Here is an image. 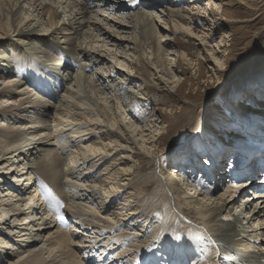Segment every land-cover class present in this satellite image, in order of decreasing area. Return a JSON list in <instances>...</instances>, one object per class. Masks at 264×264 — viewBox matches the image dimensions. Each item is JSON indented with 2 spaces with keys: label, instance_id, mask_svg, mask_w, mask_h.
Returning <instances> with one entry per match:
<instances>
[{
  "label": "bare ground",
  "instance_id": "1",
  "mask_svg": "<svg viewBox=\"0 0 264 264\" xmlns=\"http://www.w3.org/2000/svg\"><path fill=\"white\" fill-rule=\"evenodd\" d=\"M119 1L0 0V163L8 161L4 168L12 163L11 169L0 166V264L14 259L11 264H264V193L258 194L263 170L249 153L264 159V143L240 147L221 140L227 155L207 158L185 145L176 152L188 156L176 179L169 176L167 183L160 172V178L150 177L165 196L150 200L144 192L151 182L136 165L161 155L154 148L160 138L126 121L123 103L137 99L127 83L140 82L116 65L130 70L150 65L168 81L176 79L166 51L173 35L197 36L190 29L195 15L175 8L183 0H165L171 8L156 13L163 0L143 6L148 12L140 10V0H131L128 9L140 11L123 19L106 17L123 9ZM162 19L165 27L158 28ZM133 55L136 63L129 59ZM260 124L250 119L243 127L264 141ZM242 151L252 160L243 170L251 175L227 188L228 169L238 168ZM201 164L209 168L196 170ZM167 184L189 201L200 223L169 211L156 241L141 246L135 242L145 231L135 230L156 217L151 207L164 200L168 212ZM255 191L238 205L241 193ZM59 217L69 222L67 229ZM139 217L146 218L144 225ZM255 222L262 223L260 229ZM128 225L134 232L124 231Z\"/></svg>",
  "mask_w": 264,
  "mask_h": 264
},
{
  "label": "rangeland",
  "instance_id": "2",
  "mask_svg": "<svg viewBox=\"0 0 264 264\" xmlns=\"http://www.w3.org/2000/svg\"><path fill=\"white\" fill-rule=\"evenodd\" d=\"M140 1L142 2V9L140 10L148 12V9H143V6H147L151 1L152 4H157L158 0ZM164 1L162 4L157 5L154 13L165 12V10L171 8L165 5ZM171 1L175 2L176 0ZM178 3L174 4L175 8L185 10L187 17L195 15V20L190 24V29L197 36L192 35V37L188 38L186 35L177 34L170 38L171 47L167 49L165 57L169 61V67L171 66L170 69L174 72L173 74L177 75L176 79L168 81V78L165 79L158 73L159 70L156 67H150V65H146L144 68L141 67L140 70H136V67L130 70L119 64L116 65L117 68L125 71L126 74L133 73L131 75L140 82L139 85H134L135 88L127 83V86H129L127 90L132 91L138 100L136 99L135 103L132 100L128 101L130 104L128 102V104L123 103L125 105L123 111L126 112L127 116L126 121L131 122L139 130H147V133L145 132L146 135L154 132L160 138L155 143L154 148L161 150V155L148 157L141 161L135 160L136 162L138 161L137 167H144V172H142L145 175L144 178H149L148 181L151 182L149 183L151 185L150 188L144 191L150 195V200H154L161 195L165 196V192L156 189L157 183L155 184L154 182L156 177L160 178L159 172L162 173L160 175L168 183V177L170 176L169 181L172 180L175 173L178 172V168L186 165L188 156H185L184 153H179L178 155L176 153L183 152L182 150L185 149L183 146L188 145L193 153L196 151L202 155V158H207L209 153L213 156L216 155L215 157L227 155V148L229 147H223L222 143L219 142L221 140L228 145L240 147L243 144L249 145L250 143L253 144V142L255 144L257 141L264 143L261 137L247 133L248 130L245 131L243 127L248 124L250 119L255 120L257 123H261L259 125L261 128H258L257 131L264 135V102L261 101L264 100V0H197L196 2L194 0H183ZM129 4H131V0H125L122 3L119 1L118 6L122 5L123 9L110 13L106 17H111V19L115 20L118 18L123 19L125 16L131 15L130 12L140 11L128 9ZM204 7L207 8L206 11L202 9ZM101 13L104 12L102 11ZM162 20H157V24H160H158V28L165 27V21L164 19ZM172 29L173 27L171 26ZM204 38L205 41H201ZM118 40L124 44L128 43V41L120 38ZM28 44L30 45L31 41ZM181 53L185 54V58L180 56ZM134 58L135 56L133 55V59H129L133 62ZM105 59L107 58L105 57ZM13 60H15V57ZM134 62L136 63L137 60ZM44 63L50 66L52 64L51 62ZM70 75L74 74L70 73ZM161 77L164 80H161ZM122 80L123 78L117 79L119 82ZM172 82H175V84H172ZM104 85L109 86V81L106 80L105 82L104 80ZM35 98L33 96V99ZM51 103L56 104L57 102ZM60 103L61 101L59 100L57 105H60ZM127 108L128 111L126 110ZM136 117L141 119V124L143 125H136V123L138 124ZM244 133H247V135ZM99 140L100 137L96 141ZM163 151L167 152L166 156L168 157L162 158L160 163L157 162L159 165L155 164L153 161L161 158ZM242 153L245 155V152L242 151ZM254 154L256 157H261L257 152ZM42 159H45V157H41L36 161ZM229 159L232 161L234 157ZM6 163H0V166H3L5 170L11 169L10 165L12 163H9L4 168ZM110 163L112 165L114 161L111 160ZM238 164L240 167L241 159H239ZM204 165H199L196 170L201 171L207 166ZM208 168L206 167L205 169L207 170ZM152 174H154V179L150 178ZM244 175L246 177L250 176L249 173H243L241 176L244 177ZM232 181L235 180L228 179L225 187L227 186L228 188ZM124 184H126L125 181L122 185ZM165 189L169 201V203L166 201L168 203V212L166 211L167 205L165 201L160 200L151 207L156 216L152 220L151 218L147 219L151 221V224L148 223L145 228L141 226V228L138 227L139 230H135L136 233H140L139 231H142V229L145 231L140 233L138 240L135 242L142 244L141 246L147 247L152 241H156V236L164 228H160L162 221L165 220L164 218L168 219L171 216L169 211L171 213L181 212L185 215V218L189 217L188 219L200 223L197 215L193 216L195 211L193 207H190L188 200L174 190L171 191L168 184L165 185ZM222 190L223 188L217 189L215 196H219ZM130 191L131 193H138L134 189H130ZM252 192L251 194L241 193L238 197V205H241L244 198L248 195H252L251 199L254 198L257 193L256 191L255 194ZM118 203L119 209H123L126 204L124 200L118 201ZM138 208L136 205L133 206L134 210H138ZM139 211L138 213L142 212V210ZM123 213L125 215L128 214L126 210ZM164 213L165 216L163 215ZM139 219L140 223L146 220L144 217H139ZM261 224L259 222L254 226L256 229H260ZM185 225L191 226V224ZM130 228L131 226L128 225L124 231H133ZM193 237H201V235ZM1 243L2 238L0 239V245ZM175 256L172 258H176ZM14 262H16V259L11 262L8 261L7 264Z\"/></svg>",
  "mask_w": 264,
  "mask_h": 264
},
{
  "label": "snow or ice",
  "instance_id": "3",
  "mask_svg": "<svg viewBox=\"0 0 264 264\" xmlns=\"http://www.w3.org/2000/svg\"><path fill=\"white\" fill-rule=\"evenodd\" d=\"M63 205H61V207H62Z\"/></svg>",
  "mask_w": 264,
  "mask_h": 264
}]
</instances>
